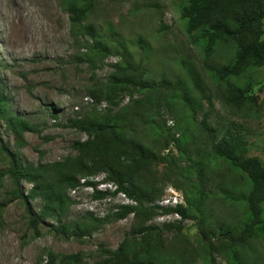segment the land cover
<instances>
[{"label": "rangeland", "instance_id": "rangeland-1", "mask_svg": "<svg viewBox=\"0 0 264 264\" xmlns=\"http://www.w3.org/2000/svg\"><path fill=\"white\" fill-rule=\"evenodd\" d=\"M88 22L99 35L97 39L108 48L94 63L86 56L92 54L90 46L94 40L86 34L82 45L75 43L64 0H0V80L11 98V109L36 129L20 139L5 123H0V264H45L48 251L82 252L83 264H96L122 242L139 244L141 235L135 231L144 225L159 228L164 252L169 257L179 258L183 251L186 264H206L205 250L198 246L200 229H232L238 234L246 219L249 183L225 161L213 159L198 124L208 111L209 98L214 104L211 119H233L244 124L250 138V155L264 161V67L236 81L249 96L256 97L257 107H232L224 102L226 85L212 81L206 68L228 62L233 50L221 47L206 57L202 47L186 32L181 0H96ZM79 54L85 55L86 60L78 59ZM124 62L139 66L144 79L151 83L179 81L183 88L190 89L197 99L195 119L181 100L182 86L134 90L118 99L119 106H112L107 100L95 101L89 88L107 83L115 65ZM190 71L202 76L203 96L195 89ZM139 101L144 118L135 127L145 139L153 138L150 126L145 124L148 119L171 130L176 138L181 135L176 128L188 136L184 142L187 155L181 162L173 141L165 147V138H157L160 155L168 154L176 161L164 162L155 169L164 194L173 187L187 200L191 183L199 186V182L194 179L195 174L184 175L182 169L190 165L189 158L205 161L204 197L199 211L193 209L180 232L165 228L171 223L159 219L160 211L151 219L130 214L117 221L113 219L119 211L115 210V202L95 201L88 189L80 187L76 194L71 189L67 191L69 206L61 223L85 224L92 230L91 235L77 237L59 231L60 222L50 217L40 223L37 235L28 208L38 214L42 203L25 202L14 195L15 186L7 174L9 153H18L32 165L64 161L77 155L75 142L87 139L73 121L110 110L115 114L122 107L136 110ZM53 110H57V118L53 117ZM171 120L176 127L169 124ZM31 187L26 182L21 184L25 193ZM89 216L95 221L91 222ZM214 245L217 264H264V233L237 247L235 259L230 256L228 240L220 238Z\"/></svg>", "mask_w": 264, "mask_h": 264}, {"label": "trees", "instance_id": "trees-1", "mask_svg": "<svg viewBox=\"0 0 264 264\" xmlns=\"http://www.w3.org/2000/svg\"><path fill=\"white\" fill-rule=\"evenodd\" d=\"M96 0H64V8L69 13L71 34L77 45H82L81 39L89 34L94 43L90 46L92 54H86L87 60L95 62L99 56L107 53V47L98 40L94 27L88 22L94 12ZM181 17L186 24V32L192 41L202 47L206 57L212 56L219 48L229 47L233 50L231 58L224 64L210 65L206 68L209 78L216 83H224L226 91L223 98L227 105L236 108L257 107V99L249 96L248 91L236 84L252 71L264 67V0H181ZM85 55L78 59L86 60ZM145 73L139 66L129 62L115 65V71L105 84H96L89 88L88 93L95 101L107 100L112 106H119V98L134 90L147 91L180 87L178 81L169 83L162 80L158 85L144 79ZM194 87L203 96V80L199 73L190 71ZM181 100L189 108L192 118L198 112L197 99L192 96L190 89L181 87ZM11 98L5 94V87L0 80V123L12 130L20 139L26 132L36 131L27 119L20 117L11 109ZM208 111L199 122V128L206 136L207 145L213 159L225 161L231 168L240 172L248 181L249 189L245 196L247 204L246 219L238 234L232 229H200L198 246L205 250L206 264H217L214 245L220 238L229 241L231 258L235 259V251L248 240L264 233V161L256 155H250L251 144L247 128L244 124L233 119L223 121L212 120L214 104L207 99ZM142 102H138L136 110L122 107L117 113L108 111L102 115H88L82 120L73 121V126L87 134V139L77 141L73 148L77 152L74 157L51 164L32 165L24 162L18 153H9L10 162L7 174L15 186L14 195L25 202L40 200L39 213L28 208L30 222L39 235V225L44 218H54L60 222L59 231L70 232L73 236H90L92 230L85 224L76 223L74 226L64 225L61 218L69 206L67 191L81 186V180L86 179V185L94 184L89 179L95 175L105 174L106 180L113 181L130 198L137 201L136 207L125 206L114 213V220H122L129 214L136 217L144 216L151 219L159 214L157 206L164 195V189L157 181L155 169L164 162H176L175 157L168 154L161 156L158 151L157 138H165V147L170 140L179 153L178 161L186 158L184 142L188 136L181 128H176L181 135L171 134V130L153 124L148 119L153 138L145 139L140 135L135 124L143 120L140 113ZM54 109V108H53ZM57 118V110H53ZM176 127V126H174ZM7 150L6 147H4ZM8 152V151H7ZM209 153V155H210ZM188 159V158H187ZM203 159L205 157L203 156ZM182 169L187 174H195L199 186L191 183L187 198V207L166 209L165 212L179 211L182 220L165 225L166 229L180 232L184 220L191 217L193 209L199 211L204 197V167L205 161H193ZM186 174V173H185ZM184 174V175H185ZM26 182L32 187L25 193L21 184ZM95 185V184H94ZM192 194V195H191ZM104 193L95 192L94 199H103ZM199 207H198V204ZM91 222L95 220L89 216ZM201 222L204 221L202 217ZM141 235L139 244H130L129 240L122 242L116 250L107 251L106 255L96 264H186L182 251L177 257H169L163 249V241L157 226L144 225L137 231ZM82 252L72 254H56L47 252L45 264H83Z\"/></svg>", "mask_w": 264, "mask_h": 264}, {"label": "built area", "instance_id": "built-area-1", "mask_svg": "<svg viewBox=\"0 0 264 264\" xmlns=\"http://www.w3.org/2000/svg\"><path fill=\"white\" fill-rule=\"evenodd\" d=\"M90 101L93 100L90 99ZM169 124L174 126V122L172 120L169 121ZM89 180L95 185H86V179H82L80 187L88 189L92 193V195H94L95 192L106 194L103 199H94L95 201L115 202L116 211L125 206L136 207L138 205L136 200L130 198L124 191L119 190V187L116 183L106 180L105 174L95 175ZM77 188L71 189L72 194L77 193ZM156 204L160 208L161 215L159 216V219L167 223L181 221L182 216L179 211L167 213L165 212L166 209H177L179 206L187 207V202L183 194L173 187H168L165 190V194L159 201H157Z\"/></svg>", "mask_w": 264, "mask_h": 264}]
</instances>
